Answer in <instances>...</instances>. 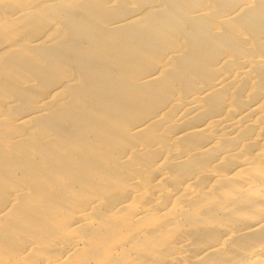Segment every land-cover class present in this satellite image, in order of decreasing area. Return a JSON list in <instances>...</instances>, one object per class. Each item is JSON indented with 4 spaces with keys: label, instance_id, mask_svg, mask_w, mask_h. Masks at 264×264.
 <instances>
[{
    "label": "bare ground",
    "instance_id": "obj_1",
    "mask_svg": "<svg viewBox=\"0 0 264 264\" xmlns=\"http://www.w3.org/2000/svg\"><path fill=\"white\" fill-rule=\"evenodd\" d=\"M0 264H264V0H0Z\"/></svg>",
    "mask_w": 264,
    "mask_h": 264
}]
</instances>
